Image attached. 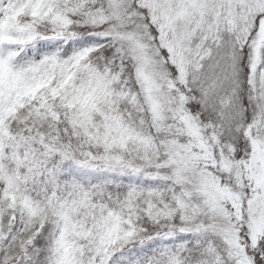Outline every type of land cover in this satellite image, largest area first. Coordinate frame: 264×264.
<instances>
[{"label":"snow or ice","instance_id":"1","mask_svg":"<svg viewBox=\"0 0 264 264\" xmlns=\"http://www.w3.org/2000/svg\"><path fill=\"white\" fill-rule=\"evenodd\" d=\"M0 264H264V0H0Z\"/></svg>","mask_w":264,"mask_h":264}]
</instances>
